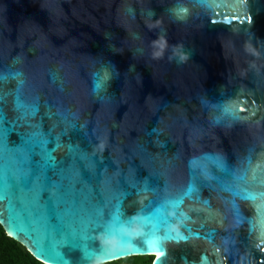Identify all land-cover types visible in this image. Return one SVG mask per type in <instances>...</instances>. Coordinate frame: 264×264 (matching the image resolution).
Segmentation results:
<instances>
[{
    "label": "water",
    "instance_id": "95a60500",
    "mask_svg": "<svg viewBox=\"0 0 264 264\" xmlns=\"http://www.w3.org/2000/svg\"><path fill=\"white\" fill-rule=\"evenodd\" d=\"M0 72L36 259L264 264V0H0Z\"/></svg>",
    "mask_w": 264,
    "mask_h": 264
},
{
    "label": "snow or ice",
    "instance_id": "6c2138e0",
    "mask_svg": "<svg viewBox=\"0 0 264 264\" xmlns=\"http://www.w3.org/2000/svg\"><path fill=\"white\" fill-rule=\"evenodd\" d=\"M18 74L9 73L8 75H4L2 72H0V83L7 82L12 76H15ZM3 100V96L0 95V101ZM15 106L18 110H22L25 112V114H35L37 111L35 106H29L26 105L20 96L19 90H17V93L14 97ZM7 125V126H6ZM16 132L15 127L11 126L9 122L7 121L6 114L4 113L3 109L0 108V145H3L5 143H11L14 144L15 141L11 140V136L13 133ZM20 141L24 142L23 134H18ZM29 145H38L41 149L44 150V165L45 167L51 169L55 166V159L51 151L44 148L46 144H48V141L45 139H33L28 141ZM220 163V167H224L222 162ZM229 191H232V188L230 186H226ZM17 190V184H16V178L15 174L11 172H4L0 173V201L4 200L6 195L9 191L15 192ZM192 191L193 189H189ZM245 199H251L252 197L245 196ZM8 208H11V204L9 203ZM105 219H108V216L106 214ZM13 231H16L18 233V229L13 225ZM161 255L159 252H156L154 255L153 264H160ZM108 264H115V261H109Z\"/></svg>",
    "mask_w": 264,
    "mask_h": 264
},
{
    "label": "trees",
    "instance_id": "16d2710c",
    "mask_svg": "<svg viewBox=\"0 0 264 264\" xmlns=\"http://www.w3.org/2000/svg\"><path fill=\"white\" fill-rule=\"evenodd\" d=\"M153 257L149 255L131 256L115 261V264H152ZM0 264H45L22 243L9 236L0 223ZM102 264H108L102 263Z\"/></svg>",
    "mask_w": 264,
    "mask_h": 264
}]
</instances>
